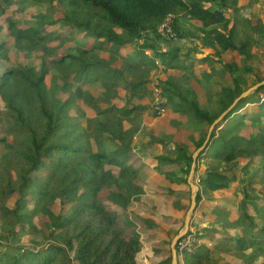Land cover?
Returning <instances> with one entry per match:
<instances>
[{
    "label": "trees",
    "instance_id": "1",
    "mask_svg": "<svg viewBox=\"0 0 264 264\" xmlns=\"http://www.w3.org/2000/svg\"><path fill=\"white\" fill-rule=\"evenodd\" d=\"M47 1L66 6L62 21L70 31L66 41L85 42L79 43L76 51H61L63 46L52 36L53 29L61 25L59 21L27 29L13 20L9 23L14 44L27 52H39L41 64L38 70L24 66L0 77L6 137L12 140L8 143L7 138H0V243L15 241L27 227L32 237V246L0 248V264H139L140 236L134 233L127 237L118 213L104 205L100 193L108 190L106 200L121 209L143 194L131 162L133 139L141 127L138 120L153 109L154 81L150 75L155 63L145 51H154V57L169 64L167 55L157 48L166 42L159 29L173 15L178 36L179 21L191 19L200 25L207 43L217 42L222 51H237L250 58L252 42L239 45L236 37L251 21L241 16L239 0ZM3 14L0 11V16ZM258 25L264 33V21ZM214 26L217 28L207 30ZM1 49L7 59L9 49L5 44ZM255 59L256 71L245 67L243 76L235 75V64L224 65L223 70L233 77V86L222 91L215 110L200 108L187 78L166 76L160 81L166 107L186 116L193 126L207 124L198 142L190 136V145L176 148L187 165L184 174L190 173L192 152L204 144L214 121L249 87L264 81L263 59ZM169 62L172 69L178 68L177 61L169 58ZM96 83L104 89L105 110L98 107L100 99L79 86ZM61 92L67 95L65 100ZM263 93L264 86L241 100L216 126L211 143L198 157L217 162L205 169L207 178L202 177L197 196L198 205L205 199L200 209L209 216L205 233L214 247L204 245L194 254L178 255V264H231L228 245L243 264H257L264 258V219L262 223L248 213L250 203L264 212L259 196L264 195V129H258L264 120ZM248 105L252 106V116L241 114ZM87 107L97 108L98 116L87 117ZM130 120L133 127L126 129L124 123ZM242 131L248 136H241ZM109 141L115 150L108 149ZM238 165L242 166L239 175L234 173ZM40 173H47V177ZM183 181L188 185L187 179ZM237 183L242 184L243 192H249L245 197V192L237 191V204L215 195L230 191ZM58 199L68 206L66 213L52 210ZM175 203L185 213L191 200L186 206H181L180 200ZM41 217L48 218L46 234L35 223ZM174 220L167 221L169 227H161L169 255L160 264H172L171 243L184 227L183 222L178 229L171 228Z\"/></svg>",
    "mask_w": 264,
    "mask_h": 264
},
{
    "label": "crops",
    "instance_id": "2",
    "mask_svg": "<svg viewBox=\"0 0 264 264\" xmlns=\"http://www.w3.org/2000/svg\"><path fill=\"white\" fill-rule=\"evenodd\" d=\"M239 7L243 8L241 16L251 21V24L239 29L236 39L238 43L252 42L250 58H245L237 51L234 53L222 51L218 43L211 39L208 42L212 41V43H207L206 36L198 23L191 19H181L178 23L180 36L176 34V38L171 40L165 38L166 42H162L157 48L158 51L167 55L169 64L167 70L158 73L155 72V67L153 68L150 75L153 81L155 82V78L161 81L166 76H173L176 79L187 78V85L195 92L200 108L215 110L218 107L219 95L225 88L233 86L231 73L223 70L225 64H235L237 67L235 75L242 74L243 76L242 72L245 67L253 68L255 71L258 68L255 56H259L264 62V33L258 25L260 21H264V2L239 0ZM228 14L233 24L234 15L231 11ZM215 28L217 27H210L207 30ZM147 51H149V57H154V51ZM169 58L177 61L175 64L178 65L177 69L171 68ZM100 86L102 87L101 84ZM102 91L100 96H93L100 99L99 108L105 110L108 104L103 102V87ZM142 93L145 94V92ZM127 101L128 98L125 99V102ZM154 102L155 100L151 107ZM247 107L251 109L252 106ZM90 109L94 112V107ZM151 110L140 116L138 121H141V127L133 139L134 158L131 164L138 171L136 184L143 189V194L127 209L116 206H112L111 209L118 213L119 223L126 228L127 237H131L134 233L140 236L142 247L137 256L139 264H160L169 255L165 243L166 234L163 233L161 227H169L167 221L175 219L171 228L178 229L185 221L188 210L183 213L182 209L175 206V201L180 200L181 206H186L191 200V188L183 181L187 179L188 183L190 173L184 174L183 170L187 169V165L184 158L179 156L176 148L183 147L184 144L190 145L188 139L190 136H194V142H198L203 133L202 130L207 127L206 123L193 126L186 116L179 115L168 107L166 114L161 117H155ZM97 116L95 112L91 115L93 118ZM133 124L134 122L130 120L126 121L124 126L130 129ZM137 125L138 123L135 122V126ZM108 147L112 151L115 150L114 143L110 141ZM196 151L192 152L193 163ZM210 160L212 159L197 160L196 175L203 177L208 166L217 164L216 161L212 163ZM215 195L221 197L220 192ZM202 202L199 203L194 215L197 219H204L207 216L206 211L201 212Z\"/></svg>",
    "mask_w": 264,
    "mask_h": 264
},
{
    "label": "rangeland",
    "instance_id": "3",
    "mask_svg": "<svg viewBox=\"0 0 264 264\" xmlns=\"http://www.w3.org/2000/svg\"><path fill=\"white\" fill-rule=\"evenodd\" d=\"M0 9H1L0 11L4 13L2 16H0V77L6 71H9V70L17 71L20 69V67H24V66H27L28 68L33 67V69L35 70H38V68L40 69V64H41L40 55L41 54L39 52L38 53L33 52V51L27 52L26 50L14 44V40L12 39V37H10V33H9L10 31L8 30L9 23L12 20L13 22L16 23L18 27L22 26V29H27L32 26L48 24L52 21H59L61 25L60 27L53 29L52 36L53 38L58 39V42H57L58 45L63 46L60 49L61 51H66V52L76 51L77 45L79 43L83 44L85 42L84 39L79 40V41L77 40V42H73L71 41V39H68V41H66V37L70 33L66 24L62 22L64 20L66 6H61L57 3H51L47 0H0ZM45 26H48V25H45ZM41 29L44 30V26H42ZM62 40L64 41L63 43H62ZM3 44H5L7 48L9 49V57L7 59H5V56L3 54L4 51H2L1 49V45ZM79 86L81 87L83 91L90 93L92 96L95 95L98 97L103 92L100 84H80ZM60 96L62 97L61 98L62 100H65L67 97V95L62 92L60 93ZM154 100H155V97H154ZM87 108L89 109L87 110ZM87 108H86L85 113H86V116L89 118H93L91 117V115H93L94 112L95 114L98 113L97 108L95 107H94V112L92 109H90V107H87ZM243 113L247 114L248 116H252V107L251 109L247 107L245 110H242L241 114ZM4 114H5V111H4L3 98L0 95V116H1L0 117V138H7V142L10 143L12 141L11 138L6 137L8 125H7V122L4 120V116H3ZM73 115H75V113ZM258 127H259L258 129H261V128L264 129V120L258 125ZM240 135L248 136V132L242 131L240 132ZM1 150H2V145H0V155L2 154ZM212 160H210V162L216 163L215 160L214 161ZM241 168L242 166L238 165L234 173L239 175ZM39 176H41L42 178H46L47 173H40ZM237 191L243 192L242 184L240 183L235 184L230 191L222 192L221 197H218V198L224 199L227 203L237 204L240 199V197H238L236 193ZM244 192H245V195H244L245 197L249 195L248 191H244ZM107 195H108V190H103L100 193V200L103 201L104 205L111 211L113 205H111L106 200ZM259 196L261 198L260 203L262 205L264 204V195L259 193ZM9 206L12 207L11 204H9ZM255 207L256 206L254 204L250 203L248 205V213L256 218H259L260 222L263 223L264 212L262 210H261L262 212H258L255 209ZM51 208L56 214L66 213L68 211V206H65L64 202L61 199H58ZM206 215L207 216L203 220H207L209 222V216L207 212H206ZM47 220H48L47 217H41L40 219L37 218L35 220V223L38 224L39 228H41L39 230H41L43 234L47 233V230H45L46 229L45 222H47ZM16 230H19V228H17ZM27 232H28V227L25 230V232H23V234L20 233V238L16 239L15 241L10 242V243L3 242V244L0 243L1 244L0 248L2 249L12 248V250H16L20 246H32V241H31L32 237L29 236ZM205 242L208 243L207 246L209 248L214 247L213 243L210 240H207V238H205ZM41 243H43L42 239H41ZM227 248L230 249V253H229L231 257L230 263L231 264H243V260H241L240 257H237L235 252L231 249L232 246L228 245ZM249 252L250 251H248V253ZM263 262H264V258H260L258 259L257 264H261Z\"/></svg>",
    "mask_w": 264,
    "mask_h": 264
},
{
    "label": "built area",
    "instance_id": "4",
    "mask_svg": "<svg viewBox=\"0 0 264 264\" xmlns=\"http://www.w3.org/2000/svg\"><path fill=\"white\" fill-rule=\"evenodd\" d=\"M175 17L173 15L168 16L164 24L160 27L159 33L162 36H165L169 39H175L176 33L173 29ZM145 54L149 56V51H145ZM155 63V72H161L167 70L168 64L165 60L157 57H152ZM153 94L155 97V102L153 105V115L155 117H161L166 114V100L163 95V92L160 88V80L155 78ZM261 102H264V93L260 96ZM202 177L200 175L195 176V184L200 187L201 190ZM209 222L203 219H197L196 216L193 217L190 228L187 234L180 239L177 245V252L180 258H183L185 255H190L196 253L204 245H208L205 242L206 233L205 229L207 228Z\"/></svg>",
    "mask_w": 264,
    "mask_h": 264
},
{
    "label": "water",
    "instance_id": "5",
    "mask_svg": "<svg viewBox=\"0 0 264 264\" xmlns=\"http://www.w3.org/2000/svg\"><path fill=\"white\" fill-rule=\"evenodd\" d=\"M264 86V81L252 86L245 92H243L234 102L233 104L217 119L214 121V123L210 126L206 140L204 144L195 152L194 154V163L192 164L190 174L188 176V184L191 188V204L187 211L185 221H184V227L182 230L174 237L171 243V253H172V264H178V252H177V245L180 239H182L188 232L191 222L193 220V217L195 215V212L198 207L197 203V196L200 191V187L195 184V176L197 173V160L199 155L208 147V145L212 141V134L216 130V126L220 124V122L237 106V104L249 97L251 94H253L255 91H257L260 87ZM204 179L207 178V175L203 176Z\"/></svg>",
    "mask_w": 264,
    "mask_h": 264
}]
</instances>
